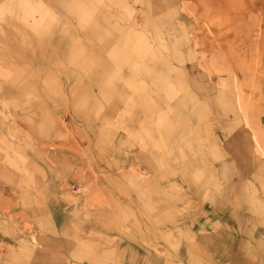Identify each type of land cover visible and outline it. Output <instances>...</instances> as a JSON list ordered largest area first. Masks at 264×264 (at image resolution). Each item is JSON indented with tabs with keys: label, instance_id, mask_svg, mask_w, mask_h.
<instances>
[{
	"label": "rangeland",
	"instance_id": "rangeland-1",
	"mask_svg": "<svg viewBox=\"0 0 264 264\" xmlns=\"http://www.w3.org/2000/svg\"><path fill=\"white\" fill-rule=\"evenodd\" d=\"M225 232L264 264V0H0V264H224Z\"/></svg>",
	"mask_w": 264,
	"mask_h": 264
},
{
	"label": "crops",
	"instance_id": "crops-1",
	"mask_svg": "<svg viewBox=\"0 0 264 264\" xmlns=\"http://www.w3.org/2000/svg\"><path fill=\"white\" fill-rule=\"evenodd\" d=\"M256 142L258 141L257 138L255 139ZM69 208V205L66 203L64 204L61 200H58L54 203V205L51 207V217H52V223L54 226L58 228H62L67 220V209ZM225 232V234H221V237L214 236L213 237V245L215 247V253L216 258L218 257V261L223 262L224 264H228L231 260L232 254H234L233 259L234 262L237 264H240V262H246L244 257V252H242V246L239 248L237 247V241L234 239L233 242V236L229 235ZM225 236L228 237V241L225 240ZM232 245V246H231ZM232 248V249H231ZM241 256V257H240ZM235 264V263H234Z\"/></svg>",
	"mask_w": 264,
	"mask_h": 264
},
{
	"label": "bare ground",
	"instance_id": "bare-ground-1",
	"mask_svg": "<svg viewBox=\"0 0 264 264\" xmlns=\"http://www.w3.org/2000/svg\"><path fill=\"white\" fill-rule=\"evenodd\" d=\"M113 57V56H112ZM117 63H119V60L117 61V60H115ZM107 103V102H106ZM119 105V103L118 102H116V103H114V106H113V109L115 108V106H118ZM115 110H116V108H115ZM115 110H110V112H113V111H115ZM259 149V148H258Z\"/></svg>",
	"mask_w": 264,
	"mask_h": 264
}]
</instances>
